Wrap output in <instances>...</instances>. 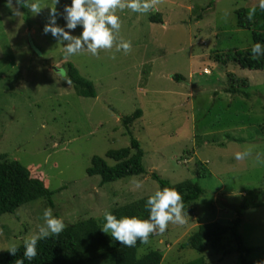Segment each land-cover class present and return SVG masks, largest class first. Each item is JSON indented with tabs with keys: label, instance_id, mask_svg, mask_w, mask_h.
<instances>
[{
	"label": "rangeland",
	"instance_id": "1",
	"mask_svg": "<svg viewBox=\"0 0 264 264\" xmlns=\"http://www.w3.org/2000/svg\"><path fill=\"white\" fill-rule=\"evenodd\" d=\"M154 1L146 13L116 9L121 27L111 48L66 56L42 32L46 6L36 15L20 6L15 14V0L12 5L0 0V154L39 169L55 205L42 206L39 199L0 216V249L37 234L45 226L46 208L68 226L152 194L159 188L151 177L156 172L172 183L193 180L204 189L183 225L169 223L163 233L154 226L152 239L139 249L140 254L146 247L162 250L161 264H177L200 256L181 247L200 224H230L245 194L264 187V70L232 61L215 66L211 51L251 45L250 31L236 26L235 10L258 6V0ZM65 3L70 0L55 7L62 11ZM43 5L54 7L52 0H42ZM155 13L162 22L150 20ZM57 24L62 26L63 19ZM80 31L78 26L73 34ZM121 40L131 43L126 53L116 49ZM68 62L94 82L96 97L78 95L59 75L57 68L65 69ZM229 72L250 80L251 96L224 91ZM138 108L143 113L129 129L141 141L147 173L101 184L99 176L87 174L91 159L130 144L121 120ZM245 149L248 157L234 159ZM198 160L208 176H197ZM240 231L246 244L257 248L247 262L264 261V204L245 211ZM230 241V234L222 240L233 250L226 256L219 242L218 248L207 246L208 264H242Z\"/></svg>",
	"mask_w": 264,
	"mask_h": 264
},
{
	"label": "trees",
	"instance_id": "2",
	"mask_svg": "<svg viewBox=\"0 0 264 264\" xmlns=\"http://www.w3.org/2000/svg\"><path fill=\"white\" fill-rule=\"evenodd\" d=\"M213 2L209 4L211 6ZM23 9L27 8L21 6ZM255 7V13L249 17V11ZM242 7L235 10L237 28L250 31L251 45L243 49H236L235 52H216L215 66L227 64L232 61L241 68L250 70H264V48H262L258 59L251 58V47L254 42L264 44V10L259 6ZM152 22H161L160 14H150ZM220 62V63H219ZM66 78L76 93L82 97H96L97 90L94 82L81 75L72 62L65 64ZM174 78L181 80V75H174ZM229 84L224 89L231 94H243L251 96L249 88L250 80L240 78L235 73H228ZM247 86V87H245ZM141 109H136L131 115L124 116L121 120L126 128L125 134L129 135L130 144L117 149H109L105 156L94 155L91 165L87 168L89 176H99L101 184L112 183L132 176H141L147 173L143 163L145 155L141 141L136 138L129 125L134 123L142 115ZM199 136V135H197ZM200 138V136L198 137ZM230 136L228 137V139ZM216 137L212 140L215 141ZM225 146V142L217 143ZM202 146V141H198ZM197 176L206 177L210 171L201 160L196 163ZM36 172H34V171ZM151 177L158 182L159 188L174 187L183 195L186 210L190 209L191 203H195L204 194L203 187L193 180H184L179 183H172L167 178L156 172ZM47 177L39 169L22 164L17 159H9L6 154H0V216L6 213H14L21 206L37 200H44L42 206L54 207L53 191L49 188ZM151 195V194H149ZM149 195L136 199L122 205H117L110 210L117 217L121 215H136L147 218L148 211L144 202ZM264 204V187L248 191L244 196L243 203L236 209L235 218L230 224H223L219 221L200 224L197 229L181 244L200 254L198 258L183 261L178 260L177 264H208L204 254L207 246H216L219 242L223 248V255H228L232 249L222 246V240L231 235V242H234V249L240 255L242 264L247 262L248 256L257 248L246 244L244 236L240 231L243 215L250 207ZM58 217V216H57ZM104 223L103 216L99 218L90 217L79 219L75 223L65 226L61 233L55 236H47L37 241V255L24 264H161L164 255L162 250L146 247V252L139 253L140 247L144 246L153 237V232L148 234L146 242L137 237L134 246H126L123 242L110 238L108 234L101 231ZM218 245L216 248H218ZM23 244L18 246L17 253L10 255L6 250L0 252V264H15L16 259H23ZM219 251V250H217ZM220 252V251H219ZM208 258H211L210 256ZM179 262V263H178Z\"/></svg>",
	"mask_w": 264,
	"mask_h": 264
},
{
	"label": "clouds",
	"instance_id": "3",
	"mask_svg": "<svg viewBox=\"0 0 264 264\" xmlns=\"http://www.w3.org/2000/svg\"><path fill=\"white\" fill-rule=\"evenodd\" d=\"M8 5H12V0H6ZM60 0H52L53 6L43 5L42 0H15V14L19 13V7L23 6L33 15L39 14L46 6L48 15L46 22L42 27L44 34H50L51 37L60 44L66 56H71L86 50L92 55L97 54L98 49H109L113 45L115 34L121 27L120 18L116 15V9L123 10L125 7L136 13H146L152 11L154 0H70V3L63 5L62 11H58L55 5ZM258 6L264 10V0H258ZM157 7V6H154ZM255 13V7L252 8L248 16ZM158 14V13H157ZM161 15V14H160ZM162 17V16H161ZM58 19H63L64 24H57ZM162 22V19H161ZM80 26L81 31L78 35L73 31ZM67 29V30H66ZM131 43L127 40H121L117 45L118 51L125 53L130 49ZM264 48V44L257 41L252 44L251 58L258 59L259 54ZM60 76L65 77L66 71L63 68H57ZM250 155V150L238 151L234 153V159L243 160ZM144 207L148 211L147 218L136 215H121L117 217L113 212L105 211L103 215L104 223L100 228L105 234L117 241L123 242L126 246H134L137 237L142 242H146L148 234L152 232L154 226H158V232L163 233L169 223L183 225L188 217L185 208L183 195L176 188L163 187L155 190L147 197ZM45 226L40 227L37 234H34L23 240V259H16L15 264H24V259L32 261L37 255L38 239L55 236L65 228L63 220L52 214L51 209L46 208L42 214ZM4 250V249H0ZM16 243H10L6 251L10 255L17 253ZM264 264V261L257 262Z\"/></svg>",
	"mask_w": 264,
	"mask_h": 264
}]
</instances>
